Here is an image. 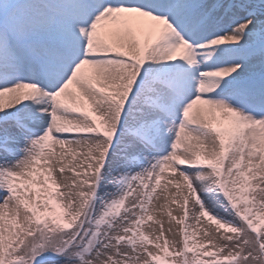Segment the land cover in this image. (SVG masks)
<instances>
[{
	"label": "snow or ice",
	"instance_id": "obj_1",
	"mask_svg": "<svg viewBox=\"0 0 264 264\" xmlns=\"http://www.w3.org/2000/svg\"><path fill=\"white\" fill-rule=\"evenodd\" d=\"M0 264H264V0H0Z\"/></svg>",
	"mask_w": 264,
	"mask_h": 264
},
{
	"label": "bare ground",
	"instance_id": "obj_2",
	"mask_svg": "<svg viewBox=\"0 0 264 264\" xmlns=\"http://www.w3.org/2000/svg\"><path fill=\"white\" fill-rule=\"evenodd\" d=\"M223 214V213H222Z\"/></svg>",
	"mask_w": 264,
	"mask_h": 264
}]
</instances>
